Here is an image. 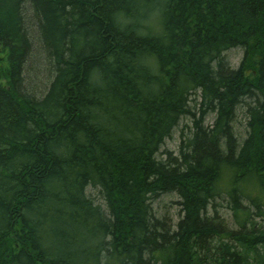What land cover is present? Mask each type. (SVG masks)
I'll return each instance as SVG.
<instances>
[{
	"label": "trees",
	"instance_id": "obj_1",
	"mask_svg": "<svg viewBox=\"0 0 264 264\" xmlns=\"http://www.w3.org/2000/svg\"><path fill=\"white\" fill-rule=\"evenodd\" d=\"M0 52V264H264V0H0Z\"/></svg>",
	"mask_w": 264,
	"mask_h": 264
},
{
	"label": "rangeland",
	"instance_id": "obj_2",
	"mask_svg": "<svg viewBox=\"0 0 264 264\" xmlns=\"http://www.w3.org/2000/svg\"><path fill=\"white\" fill-rule=\"evenodd\" d=\"M226 58L228 60V62L231 64V66L235 67L238 62L240 61L241 57H242V51L239 49H233L229 52H227L226 54ZM4 54L0 52V66L3 68L4 67ZM37 81L40 79L41 80V74L37 75ZM36 81V82H37ZM34 84H36L34 82ZM241 121V122H240ZM238 125H241L242 128H236L238 131H240L239 129H241V133L242 136L245 135V129L243 128V120L241 119V117L238 119ZM187 124L188 121H186L185 119L182 120L179 125H178V129L175 130L173 132V136L170 139H167L166 142L164 143V146L161 148V152H164L165 150L169 151V152H173L174 154H176L177 149L179 147V130L182 128H185L183 125ZM87 193L90 194L89 189L87 190ZM93 196H97L98 194L96 192H94L93 194H91ZM176 200L177 198L174 195H169V196H160L158 197L153 203L154 209L155 211H158L159 216L164 215V216H168L170 218H175L177 220V211H178V206L176 204ZM228 201L227 199H218L217 201H215V214L218 216H221L224 221L227 223V225L230 228H236L237 225L234 222L233 218H232V214L230 212V210L228 209Z\"/></svg>",
	"mask_w": 264,
	"mask_h": 264
}]
</instances>
